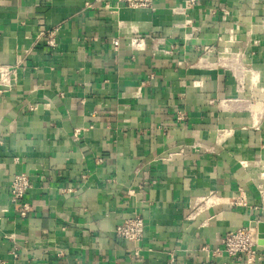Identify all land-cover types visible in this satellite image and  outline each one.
I'll return each instance as SVG.
<instances>
[{
  "label": "crops",
  "instance_id": "crops-1",
  "mask_svg": "<svg viewBox=\"0 0 264 264\" xmlns=\"http://www.w3.org/2000/svg\"><path fill=\"white\" fill-rule=\"evenodd\" d=\"M86 2L0 0V65L20 73L0 93V259L17 243V264H239L219 248L264 220V0ZM58 25L55 47L37 38ZM20 172L28 218L9 204ZM133 214L139 260L113 233Z\"/></svg>",
  "mask_w": 264,
  "mask_h": 264
},
{
  "label": "built area",
  "instance_id": "built-area-1",
  "mask_svg": "<svg viewBox=\"0 0 264 264\" xmlns=\"http://www.w3.org/2000/svg\"><path fill=\"white\" fill-rule=\"evenodd\" d=\"M98 0H95V2ZM95 2H86V8L95 7ZM104 7L109 9L110 12L118 11L119 7L125 6L128 8H148L154 9V0H116V4L113 0H104ZM194 0H190L192 4ZM60 26H56L51 30L40 31L37 35L38 39H45L46 44L49 47L56 46V36ZM143 38H132L130 43L134 49L143 48ZM113 45L118 47L120 40L118 38L113 40ZM20 73L17 66L0 65V93L5 91H12L15 87ZM187 118L185 110L178 109L176 119L178 122H183ZM33 188V181L31 175L25 172L16 173L9 185V204L10 207L21 218H28L31 212V203L27 196L30 194ZM132 191H130L131 193ZM242 202H235L236 205ZM9 209H4L8 211ZM146 229V223L143 217L139 214H133L122 219L116 224L113 233L117 240L126 241L132 244L131 254L134 258L140 259L142 253L141 241L144 239ZM7 238L15 241V235H6ZM221 248L229 257L235 259L239 264L246 260L248 263L258 255V232L257 228L253 226H242L235 230L229 231L221 238ZM20 247L15 243L10 251L12 259L17 264L20 259ZM58 256L63 255L62 252L57 253ZM0 264H8L7 261L0 259ZM168 264H181L178 261L177 253L172 252L169 257Z\"/></svg>",
  "mask_w": 264,
  "mask_h": 264
},
{
  "label": "water",
  "instance_id": "water-1",
  "mask_svg": "<svg viewBox=\"0 0 264 264\" xmlns=\"http://www.w3.org/2000/svg\"><path fill=\"white\" fill-rule=\"evenodd\" d=\"M258 244L264 245V220L257 223Z\"/></svg>",
  "mask_w": 264,
  "mask_h": 264
},
{
  "label": "rangeland",
  "instance_id": "rangeland-1",
  "mask_svg": "<svg viewBox=\"0 0 264 264\" xmlns=\"http://www.w3.org/2000/svg\"><path fill=\"white\" fill-rule=\"evenodd\" d=\"M261 185V184H260ZM264 186V182H262V185H261V187L262 188H264L263 187ZM239 198V196L236 198V200H234L235 202H243L244 200H243V197H240V199H238Z\"/></svg>",
  "mask_w": 264,
  "mask_h": 264
},
{
  "label": "bare ground",
  "instance_id": "bare-ground-1",
  "mask_svg": "<svg viewBox=\"0 0 264 264\" xmlns=\"http://www.w3.org/2000/svg\"><path fill=\"white\" fill-rule=\"evenodd\" d=\"M222 58H224V57H222ZM225 64V63H224ZM253 77H254V75H253Z\"/></svg>",
  "mask_w": 264,
  "mask_h": 264
}]
</instances>
